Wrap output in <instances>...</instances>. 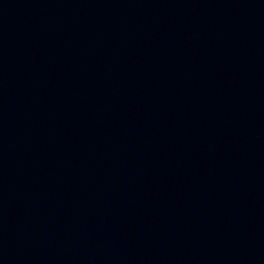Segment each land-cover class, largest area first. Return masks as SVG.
Masks as SVG:
<instances>
[{"label":"water","instance_id":"water-1","mask_svg":"<svg viewBox=\"0 0 264 264\" xmlns=\"http://www.w3.org/2000/svg\"><path fill=\"white\" fill-rule=\"evenodd\" d=\"M0 264H264V0H0Z\"/></svg>","mask_w":264,"mask_h":264}]
</instances>
